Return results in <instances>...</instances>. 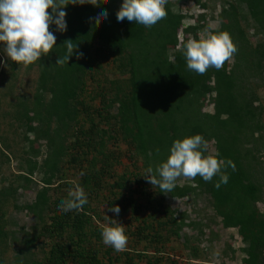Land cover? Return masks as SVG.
Segmentation results:
<instances>
[{"label": "trees", "instance_id": "obj_1", "mask_svg": "<svg viewBox=\"0 0 264 264\" xmlns=\"http://www.w3.org/2000/svg\"><path fill=\"white\" fill-rule=\"evenodd\" d=\"M121 2L100 0L99 4L66 6L67 30L61 33L50 26L57 37L54 49L27 65L38 70L34 95L17 99L9 113L14 123L5 129L7 133L11 128L12 133L22 131L18 135L21 149L15 151L6 144L0 127V163L19 158V172L0 184V264H8L2 253L10 241L17 245L12 264H102L104 259L112 264H137V256L145 258L144 264H162L156 253L162 252L170 235L179 239L185 220L166 197L189 195H208L222 227L236 229L243 242L241 264H264V210L257 206L263 193L257 182V163L264 152L263 106L258 96L259 88H264V0H223L219 24L210 29L205 27L206 15L202 13L193 25L185 24L188 15L181 9L189 2L207 7L206 1L168 0L167 16L150 28L127 19L118 21ZM100 8L106 9L108 16L97 22ZM249 25L252 34L260 35L255 43L248 35ZM204 30L208 34L227 31L238 51L221 70L210 68L200 75L187 68L183 45L189 38L198 40ZM69 44L73 54L64 65L56 64L58 58L67 56ZM106 59L113 74L127 77H105V87L96 81L99 89L88 99L99 98L100 104L90 105L85 98V78L93 67L101 72ZM9 63L14 76L22 64ZM209 104L211 112L205 110ZM195 134L207 142L213 140L215 152L233 161L235 171L231 167L224 170L229 181L219 189L214 187L218 176L212 182L197 176L177 183L171 193H161L143 177L145 170L166 160L174 140ZM41 140L44 143L35 147ZM109 142L124 145L131 161H140L141 167L103 184L102 179L110 176L112 164H118L120 158V151L108 146ZM79 154L88 160L77 181L88 194V203L80 211L64 213L57 208L63 197L52 199L49 187L59 178L64 161ZM33 174L39 175L41 187L30 202L19 205L15 201L17 187H28ZM98 196L104 204L101 210L92 204ZM10 201L34 218L29 230L22 229L20 242L18 232L4 226L5 206ZM110 205L120 207L117 218H124L132 246L141 245L137 256L130 255L128 248L118 252L103 244L101 231L106 226L93 221L100 218V212L108 214ZM185 238L184 247L191 256H200L201 249L189 247L191 240ZM150 252L154 254L148 255ZM170 264L180 263L173 260ZM183 264L195 263L188 257Z\"/></svg>", "mask_w": 264, "mask_h": 264}, {"label": "rangeland", "instance_id": "obj_2", "mask_svg": "<svg viewBox=\"0 0 264 264\" xmlns=\"http://www.w3.org/2000/svg\"><path fill=\"white\" fill-rule=\"evenodd\" d=\"M202 1H206L207 7L189 2L183 4L181 6V9L183 12L189 11V13H192L194 16L199 15L201 13L205 14L206 16L203 22L205 23V27L209 29L218 26L219 20L217 16L222 8L223 0ZM185 24H191V21L186 19ZM247 31L251 41L253 43L257 42L258 38H260V35L252 34L253 28L250 25L247 27ZM204 32L205 33H199V39L208 34L207 30H204ZM179 39H181V37ZM189 40H192V38H189ZM9 61L11 60L7 57L6 53L4 52V46L0 44V118H2L0 127L2 128L1 132L5 135L4 137H6V144L10 145L12 149L14 148L15 151H18V148L21 149L22 147L20 141L21 135L18 136L19 133H22V131L20 129L14 128L15 133H12L13 128H11L12 131L10 130L7 133L5 129L8 127L7 124H10L12 122L14 123V121L10 119L9 113L13 111L17 99L25 98V96L29 97L30 99L33 97L37 83L38 70L35 66L29 68L27 66L21 65L19 69L17 68V72L15 71L17 74L12 76V71L10 70L11 64L9 63ZM105 61L106 62L103 64V69L101 70V72H95V68L93 67L91 69L92 72L90 73V75H87L85 78V98L86 102L90 103V105L100 104L99 98L88 99L90 94H93L95 92V89H99V87L96 86V81H100V86L105 87L106 85H108V82L106 80H102L105 77H107V79L127 77V74L126 76H121L119 73L113 74L110 62H108V59H106ZM10 85H12L11 88H9ZM258 96L259 103L263 106L262 121L264 123V88H259ZM207 102L206 104L209 103ZM111 110L112 112H114L116 110L115 106H112ZM205 110L211 112L212 105H206ZM13 127L15 126L13 125ZM43 143L44 140H41L37 144H35V147H39ZM108 146H113L118 151H120V158L118 164H112L111 168L113 169L110 172V176L102 179L103 184L112 183V181L119 175L125 174L129 176L135 172V169H137L138 171L139 168L140 170V161H135V163H133L128 157V153L125 150L124 145L119 144L117 146H114L111 142H109ZM77 152H79V150L75 151V153ZM206 152L207 155L215 153L213 140L208 141V148ZM37 159L38 161L42 160L41 154L37 155ZM84 159L85 160H82L79 154L77 158H74V160L64 161V163L62 164V172L60 173L59 178L54 180L55 183L52 185V187H49V195L52 199L58 196H62L64 198V195L69 193L74 183L77 184V181L80 178V173L84 172L86 169V163L88 160L86 158ZM18 162V157H11L9 161L5 160L0 163V184L7 183L6 178H12L14 174L19 172ZM133 164H135V166ZM257 167V182L262 185L263 192L262 199L261 201L257 202V206L261 210H264V152L261 154L260 160H258ZM188 179L189 178L180 177L177 179V183L184 184L189 181ZM38 180L39 175L33 174L32 181L29 183L28 187H17L15 195V201L17 204L22 205L24 203H28L34 198L36 190L41 187V183L38 182ZM67 183H71V185L69 186L67 185ZM99 198L100 196L95 197L92 201V204L94 206L99 205V209L101 210L102 207L104 208V204L97 200ZM208 201V195H189L184 198L168 196L166 197V202L170 205V207L172 209H175L177 213L180 212L181 214H184L185 220L183 222L184 224L182 226V229L180 230L179 239H175L173 238V236L170 235L168 240L165 241L163 247L161 246L162 248L160 250H162V252L156 253L158 257H162V264H170L173 260L177 263L183 264L188 257L195 264H241V259L244 254L240 250V248L242 247L243 242H240L239 236L236 235L235 228L222 227L220 217L215 216ZM13 203V201L7 202L5 206L7 211L5 220L7 221V223L4 226L5 228L7 227L10 230H15L16 232H18L16 234V237L20 242L22 238V229H24V231L29 230V227L34 222V218L32 215L26 213L24 210L16 209ZM100 214V218H96L93 222L98 223L99 225L101 224L108 226V216V218L114 219L118 223H122L125 228L124 218H117V216H114V214L111 212H109L108 214L100 212ZM189 221H194L196 224L194 226L188 225L187 223ZM199 229H202L203 234H199ZM185 237L190 238L191 240L188 244L189 247L197 245L198 248L201 249L200 256H191L190 250L184 247ZM93 239L94 238H92L91 243H93ZM142 243L143 242H141V244ZM9 245L10 246L6 248V251L4 250V252L2 253V258L5 260V263L12 264L11 261L14 255L15 247H17V245L12 243L11 241ZM229 247H231V249H234V252L230 251ZM0 248H3V246ZM126 248L130 249V255L137 256V251H140L138 249H141V245L132 246V244L128 240ZM153 254V252H150L148 255ZM135 259L137 260V264H144L145 258L137 256L135 257ZM120 263L121 261H118L116 264ZM102 264L112 263L107 262V260L104 259Z\"/></svg>", "mask_w": 264, "mask_h": 264}, {"label": "clouds", "instance_id": "obj_3", "mask_svg": "<svg viewBox=\"0 0 264 264\" xmlns=\"http://www.w3.org/2000/svg\"><path fill=\"white\" fill-rule=\"evenodd\" d=\"M167 2L168 0H122L116 18L118 21L127 19L150 28L167 16ZM99 3L100 0H0V44L4 46V52L11 61L24 66L33 64L54 49L57 39L55 31L63 33L67 30L66 6ZM183 13L188 15L184 22L186 19L191 21L190 25L196 22L198 15L194 16L189 11ZM107 16V10L100 8L95 19L99 22L101 17L107 19ZM52 25L55 26V31L50 30ZM68 48L67 56L58 58L56 64L67 63L74 50L71 44ZM237 51L227 31L212 32L183 45L187 68L200 75L210 68L221 70ZM207 148L208 142L200 134L176 139L168 150L166 160L155 169L148 167L143 177L149 184L159 188L161 193H171L180 177L195 180L199 176L205 182H212L218 176L219 180L214 183V187L219 189L229 181V175L224 170L231 167L235 171V165L230 159L220 158L218 151L205 155ZM80 175L83 176L84 172ZM87 203L88 194L82 186L76 184L69 191L68 197L60 200L57 208L69 213L82 210ZM108 211L119 216L121 209L118 205H110ZM101 238L104 245L118 252L124 251L128 243L123 224L110 218L109 226L101 231Z\"/></svg>", "mask_w": 264, "mask_h": 264}]
</instances>
